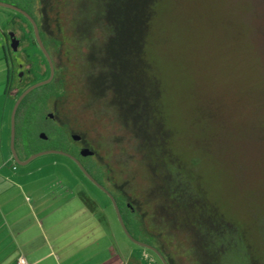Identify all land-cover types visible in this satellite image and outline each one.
Instances as JSON below:
<instances>
[{"label": "rangeland", "instance_id": "1", "mask_svg": "<svg viewBox=\"0 0 264 264\" xmlns=\"http://www.w3.org/2000/svg\"><path fill=\"white\" fill-rule=\"evenodd\" d=\"M20 1L10 0L13 3ZM83 1L55 0L62 12L60 36L66 53V74L72 85L66 91L70 101L63 103V109L71 121L84 122L87 119L91 123L87 135L98 156L121 170L122 164L117 161L121 159V151L116 145V136L122 135L117 128L120 122L114 123L116 117L109 112L104 92H93L89 97L83 83L88 68L84 55L87 40L79 39L76 29L78 4ZM238 4L252 8L250 13L256 26L254 41L259 56L264 60V0H164L150 46L151 73L160 79L164 89L165 114L169 126L176 131V152L185 161L192 162L190 164L199 175V183L209 190L211 198L222 207L224 214L246 229L254 253L262 255L263 260L264 95L250 91L251 38L247 23L251 15L239 11L236 8ZM20 23L27 29L20 27ZM12 31L20 37L18 50L10 48L6 39ZM34 40L35 33L26 16L0 5V57L6 50L10 65L8 76L7 71H2L8 63L5 58L1 59L0 80L4 77V87L10 93L6 91L0 98V109L8 101L6 120L9 137L12 136V113L19 95L30 85L49 77L46 60ZM20 59L28 63L29 70L18 67ZM22 71L24 82L19 80ZM45 89L38 86L27 96L34 100ZM28 115L29 124L25 131L32 139L28 147L29 156L42 150H61L63 146L58 141L40 140L35 120L37 113ZM19 130L16 126V131ZM17 136L16 148L21 155ZM94 159L99 163L102 161L100 157ZM16 166L31 173L28 179L34 178L38 185L52 188L53 194L58 195L57 199L53 197L54 200L61 202L65 197H75L92 211L99 208L101 215L105 209L113 223L114 248L117 251L130 247L135 250L131 264H163L154 251L128 238L111 198L72 158L50 152L38 155L26 164L16 161ZM130 166L126 169L134 175V193L143 197V189L148 185L143 179L141 166L138 161ZM138 170L142 173L141 178ZM109 186L112 187L111 184ZM151 223V228L157 230L153 218ZM164 233L169 246L170 239L176 237ZM173 246H169L170 251L181 257L182 262L187 261L186 246L182 243H173ZM231 260L234 264L240 262L239 256H232Z\"/></svg>", "mask_w": 264, "mask_h": 264}, {"label": "trees", "instance_id": "2", "mask_svg": "<svg viewBox=\"0 0 264 264\" xmlns=\"http://www.w3.org/2000/svg\"><path fill=\"white\" fill-rule=\"evenodd\" d=\"M22 1L15 4L33 13L36 0H31L29 7ZM163 2L84 0L78 4L77 37L92 42L104 41L100 48L103 49L101 54L106 56V67L101 68L100 73H91V80L101 79L103 84L97 93L104 92L109 112L116 117L114 123L119 121L121 124L118 123L117 128L122 131V135L116 136L117 149L121 151V159H117L122 164L121 170L115 169L112 162H106L101 155L102 164L96 161L84 163V166L101 184L105 185L106 180L111 183V191L130 232L137 239L157 246L168 264H234L232 256H239L237 264H264L263 256L254 253L246 229L224 214L209 190L199 183L192 162L185 161L176 152V131L169 126L165 114L164 89L160 79L151 73L150 46ZM240 5L236 8L246 14L252 10L247 4ZM60 10L55 0H42L39 31L45 43L57 40L59 43L52 48L56 54L65 57L60 36ZM247 25L251 38L250 91L264 95V60L256 49V26L252 15ZM92 45L100 44L89 43L91 49ZM66 63L60 62L62 68L57 78L43 85L46 89H57L54 95L59 97L62 105L70 101L66 91L72 87L66 74ZM44 93L43 103L54 97L51 91ZM34 101L26 95L16 113L17 130L20 129L16 135L22 145L32 140L25 127L29 124L26 117L33 113L27 105ZM28 147L24 149L26 158L30 154ZM134 161L139 162L148 185L143 189V197L135 195L134 175L126 169ZM138 174L142 173L138 170ZM152 218L157 230L151 228ZM164 232L177 238L170 239V247H174L173 243L186 246L187 261L182 262L181 257L170 251Z\"/></svg>", "mask_w": 264, "mask_h": 264}, {"label": "crops", "instance_id": "3", "mask_svg": "<svg viewBox=\"0 0 264 264\" xmlns=\"http://www.w3.org/2000/svg\"><path fill=\"white\" fill-rule=\"evenodd\" d=\"M4 54L0 62L5 58L8 64L2 71L9 76ZM1 78L0 98L10 93ZM7 103L0 109V264H22V258L24 264H131L135 250L114 248L116 236L105 209L101 215L75 197L54 200L58 195L52 188L28 179L31 173L16 166Z\"/></svg>", "mask_w": 264, "mask_h": 264}, {"label": "flooded vegetation", "instance_id": "4", "mask_svg": "<svg viewBox=\"0 0 264 264\" xmlns=\"http://www.w3.org/2000/svg\"><path fill=\"white\" fill-rule=\"evenodd\" d=\"M31 2H32L31 0L22 1V3L26 7H29L31 5ZM41 6H42V0H36L35 10L33 9V13L28 11L32 15V17L36 20L38 27L42 23L41 16L43 15V12L40 11ZM22 8H24V6H22ZM26 19L31 24L33 28V32H34V27H33L32 22L27 17ZM20 27H23V29H27L24 25H22V23H20ZM13 38H17L19 40V44H18V48H19L20 37L16 31H12L10 34H7L6 39L8 43L10 44L9 47L13 48V45H12ZM34 41L37 42L38 46L40 47L36 37ZM42 41L45 47L47 48L48 52L50 53V56L54 64V76H53V79L51 80L53 81L57 78V75L60 73V70L62 67L59 64L60 62L62 63L65 61V57L56 54L52 48L55 45H57V43H59L57 40L51 39V40H48L47 43H45L43 39ZM89 43L91 44L98 43L100 45L99 46L92 45L93 48L91 49L89 46ZM103 43H104L103 40L93 41V42L87 41V44H86L87 51H84L85 58L87 59V62H88V68L86 71L87 79L85 78L83 83H84L85 90H87L89 94V97L91 96V93L97 92V90L101 89L102 84H103L101 79L99 81L91 80L92 78L91 73H94V74L100 73V69L106 67V56L104 54H101L103 53V49L100 48L101 44L103 45ZM18 48L15 50H18ZM41 52H42L43 57L46 60V64H47V67L49 70V76H50L51 69H50L49 61L46 55L44 54V52L42 51V49H41ZM18 67L23 70L25 68H28L29 70L28 63L24 59H20L18 61ZM40 67H42V63ZM23 72L24 71L20 73L21 77H19V80H21V82L25 81V79L22 78ZM46 91H51L53 95L54 94L56 95L55 92H57V89L47 88ZM55 95L54 97L52 96V97L47 98L48 99L47 102L43 103L44 102L43 100L45 99V93H43L41 96L36 98L33 103L30 102L27 105L28 110H32L33 113L34 112L37 113L35 120L37 122L36 125L38 126V129H39L38 136L40 140L44 142L45 141L46 142L58 141L60 145L63 146L65 150H67V152L76 156L78 159H80V161L83 164L84 163L94 164L96 162L94 158L95 157L99 158V156H98L97 150L94 147V143L87 135L90 129L91 123L88 122L87 119H85L84 122L71 121V119L66 115V111L65 109H63V105L59 103L58 101L59 97ZM33 113H31V115ZM30 141L32 142V140H28L25 142L24 145H22L19 140L17 142L19 149H21V151H24L27 145H30L29 144ZM63 148H61V150H64ZM90 150H92L93 153H89ZM108 183L105 184L104 186L108 190L111 191V188L109 186V184L111 183L109 184Z\"/></svg>", "mask_w": 264, "mask_h": 264}, {"label": "water", "instance_id": "5", "mask_svg": "<svg viewBox=\"0 0 264 264\" xmlns=\"http://www.w3.org/2000/svg\"><path fill=\"white\" fill-rule=\"evenodd\" d=\"M0 5L2 6H6V7H10V8H13L19 12H21L24 16H26L33 24V27H34V32H35V37L42 49V51L44 52V54L46 55L48 61H49V64H50V69H51V73H50V76L44 80H41V81H38L32 85H30L29 87H27L25 90H23V92L19 95L16 103H15V106H14V109H13V113H12V136H11V151H12V154L14 156V159L21 163V164H26L28 163L29 161H31L33 158L37 157L38 155H41V154H44V153H50V152H56V153H61V154H65L67 156H69L70 158H72L74 161H76V163L78 164V166L81 168V170L98 186L100 187L102 190H104L108 196L111 198L112 202L114 203V206H115V209H116V213H117V216L119 218V221L121 223V226L124 230V232L126 233V235L128 236V238H130V240H132L133 242H135L136 244H139L141 246H144L146 248H149L151 249L152 251H154L158 256L159 258L162 260L163 264H168V261L167 259L165 258V256L163 255V253L160 251V249L155 246L154 244H151V243H148V242H145L143 240H140V239H137L136 237H134V235L130 232V230L128 229L127 225H126V222L122 216V213L120 211V208L117 204V201L113 195V193L108 190L103 184H101L89 171L88 169L84 166V164L80 161V159H78L76 156H74L73 154L69 153V152H66V151H63V150H60V149H48V150H42V151H39V152H36L30 156H28L27 158L25 159H22L18 153V150L16 148V113H17V110H18V107L21 103V101L23 100V98L31 91L33 90L34 88L38 87V86H41V85H44V84H47L49 83L52 79H53V76H54V64H53V61H52V58L50 56V53L48 52L47 48L45 47L43 41H42V37L40 35V31H39V27H38V24L36 22V20L32 17V15L27 11L25 10L24 8L20 7L19 5L15 4V3H11V2H7V1H3V0H0ZM18 44H19V40L17 38H13V41H12V45H13V48L14 49H17L18 48ZM89 153H93L92 150L89 151Z\"/></svg>", "mask_w": 264, "mask_h": 264}, {"label": "built area", "instance_id": "6", "mask_svg": "<svg viewBox=\"0 0 264 264\" xmlns=\"http://www.w3.org/2000/svg\"><path fill=\"white\" fill-rule=\"evenodd\" d=\"M20 263L24 264L25 263V259L24 258L20 259Z\"/></svg>", "mask_w": 264, "mask_h": 264}]
</instances>
